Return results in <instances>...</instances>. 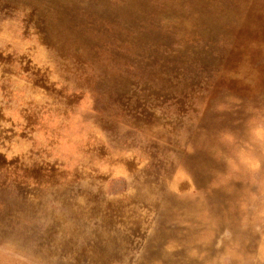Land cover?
<instances>
[{
    "label": "rangeland",
    "instance_id": "374dc122",
    "mask_svg": "<svg viewBox=\"0 0 264 264\" xmlns=\"http://www.w3.org/2000/svg\"><path fill=\"white\" fill-rule=\"evenodd\" d=\"M0 264H264V0H0Z\"/></svg>",
    "mask_w": 264,
    "mask_h": 264
}]
</instances>
